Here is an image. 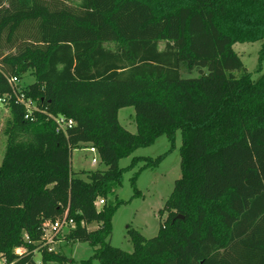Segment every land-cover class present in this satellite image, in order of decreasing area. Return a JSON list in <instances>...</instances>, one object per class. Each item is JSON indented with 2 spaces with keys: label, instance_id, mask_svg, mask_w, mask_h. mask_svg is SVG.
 Wrapping results in <instances>:
<instances>
[{
  "label": "trees",
  "instance_id": "trees-1",
  "mask_svg": "<svg viewBox=\"0 0 264 264\" xmlns=\"http://www.w3.org/2000/svg\"><path fill=\"white\" fill-rule=\"evenodd\" d=\"M255 41L260 72L264 0H0V97L11 95L0 256L74 262L41 241L43 223L67 214L74 226L65 238L93 248L76 264H264V73H233L243 68L233 44ZM182 67L200 74L182 77ZM27 71L33 82L17 87L35 102L32 120L8 81ZM127 106L135 109L134 133L118 120ZM49 114L74 125L56 133ZM177 131L181 175L159 210L167 216L157 234L130 229L131 252L111 245V217L125 201L106 197L138 161V172L156 167ZM161 135L170 141L165 153L119 167ZM89 145L104 167L72 171V150Z\"/></svg>",
  "mask_w": 264,
  "mask_h": 264
},
{
  "label": "rangeland",
  "instance_id": "rangeland-1",
  "mask_svg": "<svg viewBox=\"0 0 264 264\" xmlns=\"http://www.w3.org/2000/svg\"><path fill=\"white\" fill-rule=\"evenodd\" d=\"M262 41L255 42H236L233 44L234 50L239 55L243 63V68L233 71L234 75L240 76L244 72L251 73L253 79H258L264 73V59L262 68L257 72L258 56ZM162 47V44H161ZM204 71L206 69H203ZM199 69H193L188 72L185 67L181 68L182 77L199 76ZM34 77L30 71L22 75L19 80L20 87H24L33 82ZM10 118V110L7 104L0 103V163L2 161L5 145L6 134L4 132L6 121ZM119 123L128 131L136 132L135 109L133 106H127L118 111ZM181 144L180 131L176 133L175 147L163 160L156 166L141 170L140 166L143 161H138L132 168L127 169L122 174V181L119 186L114 188L113 193L106 197L108 201L115 203L123 200L125 202L117 206L111 217V233L109 242L111 245L119 247L125 251L131 252L133 245L130 239L129 230L135 229L144 237L151 238L158 232L159 226L166 218L167 213L159 214V210L164 207V203L170 195L175 179L181 175L180 171V154L179 146ZM170 147V141L165 135L159 136L153 144L147 147H139L129 156L121 158L118 162L119 167H126L131 163L133 156H147L155 158L165 153ZM82 148H75L70 155V166L72 171L94 170L103 168L104 164L98 160L96 164L91 162L92 153ZM136 173L134 180L135 187L139 194L134 195V186L131 177ZM98 205L97 208H101ZM97 224L88 225L89 229H94ZM71 228L64 227L57 234L56 241L53 245V251L59 252L73 259L67 264H76L81 259L89 258L93 253V248L87 242L68 241L65 237ZM41 253L36 250L34 253L35 261H39ZM49 264H57L50 262ZM93 264H99L98 260H93Z\"/></svg>",
  "mask_w": 264,
  "mask_h": 264
},
{
  "label": "built area",
  "instance_id": "built-area-1",
  "mask_svg": "<svg viewBox=\"0 0 264 264\" xmlns=\"http://www.w3.org/2000/svg\"><path fill=\"white\" fill-rule=\"evenodd\" d=\"M8 81L10 85L12 86L13 96L15 97V101L22 104L25 108V118L32 120L33 111L36 110L35 102L29 98L24 97L22 93H19L18 91H21L17 85L19 84V79H17L15 76L8 78ZM11 95H3L0 97V103L7 104L8 100L10 99ZM48 117L52 120V122L55 125L56 133L64 134L66 135L74 125V121L71 118L66 117L63 114H49ZM86 150L91 152L93 155L91 157V162L93 164H96L99 158L98 151L96 147L89 145L85 146ZM104 204V198L100 197L97 198L95 201L96 207L98 205ZM74 226V220L72 218H68L67 214H64L62 217H59L53 221L46 220L43 223V234H42V246L46 247L48 251H53V245L57 240L56 236L57 234L62 230L64 227L72 228ZM23 248L16 247L13 249V252L17 255H21L23 253ZM0 264H14V261L7 262L5 257L0 256Z\"/></svg>",
  "mask_w": 264,
  "mask_h": 264
},
{
  "label": "water",
  "instance_id": "water-1",
  "mask_svg": "<svg viewBox=\"0 0 264 264\" xmlns=\"http://www.w3.org/2000/svg\"><path fill=\"white\" fill-rule=\"evenodd\" d=\"M177 217H178V218H182V216H181V215H177Z\"/></svg>",
  "mask_w": 264,
  "mask_h": 264
}]
</instances>
